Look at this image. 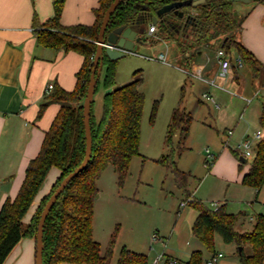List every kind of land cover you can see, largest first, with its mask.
<instances>
[{"label": "trees", "instance_id": "trees-1", "mask_svg": "<svg viewBox=\"0 0 264 264\" xmlns=\"http://www.w3.org/2000/svg\"><path fill=\"white\" fill-rule=\"evenodd\" d=\"M115 0H101L96 10V23L93 26H63L61 16L65 0H55V15L44 25L37 26V38L41 45L75 51L84 56V63L77 74V85L73 92L57 88L50 100L62 104L60 113L46 133L39 155L31 160L26 170V178L15 199L8 198L0 210V264H5L16 246L24 239L37 241L38 228L42 212L61 182L83 162L86 154V132L83 103L86 97L93 70V60L97 51L100 27L106 11ZM185 0H125L111 17L108 33L126 24L134 23L138 18L156 15L167 4ZM261 1V0H260ZM231 0H212L198 8V15L192 25L194 42L201 43L226 36L221 42L225 50L235 46L240 59L248 64L254 62L253 54L236 40L245 17L234 13ZM147 6V10L143 7ZM162 32L172 35L170 26L159 24ZM153 41V40H152ZM194 45V44H193ZM193 45L181 43L183 50ZM116 61L107 57L103 85L107 90L116 84ZM143 78L136 79L124 86L109 91L104 96L102 115L99 120L92 104L91 126L93 136V154L88 168L80 173L66 187L50 212L44 233V264H109L114 255L116 234L102 254L101 244L94 239V209L98 197L96 181L108 167L113 165L120 183L127 177L131 160L139 154L141 142L142 117L146 97L141 87ZM99 83L96 93L99 90ZM96 95V94H95ZM46 104H42L38 117L43 115ZM157 115V106L151 120ZM193 116L184 108L177 107L168 125L166 143L171 146L173 136L180 134V148L189 138ZM263 139L257 146V153L249 172L243 179V185L261 191L264 188V104L259 118ZM237 158L242 155L233 150ZM171 169L180 185L187 183L188 174L181 172L170 155L159 160ZM53 169L60 175L47 197L41 202L27 226L23 219L34 204L36 197ZM184 182V183H182ZM188 205L197 212L192 232L205 249L215 253V237L221 236L224 243L234 244L238 248L241 264H264V215H258L251 232H239L236 224L243 212L229 213L226 205L210 209L204 202L193 199L189 194ZM252 248V255L246 253V247ZM239 248H242L240 253ZM168 258L165 264H169ZM117 264H148L145 254L123 247ZM205 264L204 253L195 251L188 263Z\"/></svg>", "mask_w": 264, "mask_h": 264}, {"label": "rangeland", "instance_id": "rangeland-1", "mask_svg": "<svg viewBox=\"0 0 264 264\" xmlns=\"http://www.w3.org/2000/svg\"><path fill=\"white\" fill-rule=\"evenodd\" d=\"M239 3L233 5L234 11L242 7ZM238 33L236 40L239 39ZM225 39L226 36L219 37L217 42L220 44ZM206 43L211 44L212 40ZM219 44L212 43V55ZM144 47L149 51H141L140 46L135 53L118 60L116 84L110 89L112 91L143 78L141 90L146 101L139 154L132 158L126 179L120 183L118 173L110 164L96 181L98 198L94 209L93 235L101 244L102 254H105L112 236L116 234L114 255L109 264L118 263L123 247L147 255L148 264H165L166 255L176 257L185 251V247L194 249L196 241L193 240L192 227L198 214L189 205L181 206L183 201H188L189 194L201 199L212 210L225 202L229 213H246L244 231L252 229L255 221L252 218L264 210L255 202L254 188L223 183L211 171L223 151L236 150L238 144L246 140L236 144L242 135L249 134L248 138H253L256 131L261 129L259 114L264 103L263 75L258 81L253 70L245 64L232 79L218 74L216 84H222L224 90H216L201 77L188 76L172 62L175 52L180 55L182 52L173 42L146 44ZM230 49L234 55V46ZM160 54L166 55V60L157 59ZM226 58L230 59V54L227 53ZM212 64H215V60ZM217 92H220L219 98ZM104 93L101 86L94 97V110L97 113ZM155 106L157 115L152 121ZM177 107L184 108L193 116L189 138L181 148L179 133L173 136L171 146L166 143L168 125ZM230 130H234L235 135L229 143ZM168 155L181 172L188 174L184 186L180 185L171 169L159 162ZM254 159L255 156L247 158L244 167L251 166ZM53 186L43 199L50 195ZM38 201L36 199L23 219L24 227L36 213L34 210ZM240 223L236 224L238 231L241 230ZM155 234L159 238L157 241H153ZM186 241L190 245L187 246ZM203 251L207 258L212 255L205 249ZM215 253L224 255L215 264H241L237 247L224 243L219 235L215 237ZM246 253L252 255L250 246L246 247ZM162 256L163 259H159Z\"/></svg>", "mask_w": 264, "mask_h": 264}, {"label": "crops", "instance_id": "crops-1", "mask_svg": "<svg viewBox=\"0 0 264 264\" xmlns=\"http://www.w3.org/2000/svg\"><path fill=\"white\" fill-rule=\"evenodd\" d=\"M54 1L0 0V210L8 198L13 200L19 194L26 178L29 163L39 155L46 133L51 129L53 122L60 113L62 104L50 100L51 94L57 88H62L66 92H73L77 85V74L84 63V56L75 51H66L64 48H48L38 41L37 26L44 25L54 17ZM100 1L65 0L61 24L68 27L95 25L97 19L95 12L100 7ZM239 4L242 7L234 12L239 17H245V19L238 33L239 39L237 41L253 54L254 62L248 64L242 61L234 46V55H232L231 49L226 51L230 54V59H226L231 63V72L227 77L229 79L236 77L247 64L253 70L255 77L258 78L257 80L260 81L262 75L264 77V0ZM193 13L197 16L198 8L193 10ZM151 27H156L152 34H150ZM146 30L145 43L141 46V51H149L147 47H144L146 44L157 45L171 41L180 49L179 51H182L180 52L181 55L175 52L173 63L177 64L188 76H199L206 83L214 86V89L224 90V87H221L222 84L220 86L216 84V77L218 74L220 75L217 52L219 48H222L221 42L219 44L217 39H211L212 43L219 44L217 51L212 55L210 50L213 46H211L212 43H206L208 41L196 43L192 36L188 38L186 43L187 37L182 39L183 37L179 34L169 35L162 32L160 25H154L152 22L146 24ZM181 41L185 45L194 44L193 48L184 51ZM164 57L166 60V55ZM213 60H215V64H212ZM239 60L242 62V67L239 66ZM105 72L106 67L104 66L99 80V90L102 86L105 93L100 101L98 113L94 110L97 120L102 115L104 96L110 91L103 85L104 78L102 80V76L105 77ZM227 77L225 78L227 79ZM226 79L224 81L228 82ZM50 85L54 86L51 91L49 90ZM219 93L217 92L218 98L220 97ZM44 103L46 108L43 115L38 117L40 108ZM263 104L261 105L263 106ZM261 113L262 109L259 118ZM228 135L230 143V138L235 135L234 130H230ZM245 136L242 135L236 144L250 137L249 134ZM250 168L251 166L244 167L240 158H237L233 150L229 149L221 153L211 171L223 183L244 186L243 179ZM59 175V170L53 169L51 171L36 197L37 201L40 200L39 203L50 192ZM254 191H256L255 202L264 207V188L261 191L256 189ZM191 197L201 200L195 195ZM39 203L36 204L34 213ZM219 205H226L227 210V203L221 202ZM258 215H264V210ZM258 215L252 220L256 221ZM242 218L239 221V223L241 222L239 232H251L255 221L252 223V229L244 231L245 216ZM194 239L196 241L194 242V249L185 247V251L176 257L166 255V260L176 258L181 263H188L193 252L202 251L204 253L205 247L195 237H193ZM22 241L16 246L5 264H36V240L35 242L34 239ZM186 244L187 246L190 245L189 241H186ZM211 256L207 258L204 254L205 262ZM159 259H163V256Z\"/></svg>", "mask_w": 264, "mask_h": 264}, {"label": "water", "instance_id": "water-1", "mask_svg": "<svg viewBox=\"0 0 264 264\" xmlns=\"http://www.w3.org/2000/svg\"><path fill=\"white\" fill-rule=\"evenodd\" d=\"M124 1L125 0H115L114 2H112L108 10L106 11L104 19L102 21L99 38L97 41V51L93 60L91 80L83 103L86 132L85 158L82 164L72 173H70L57 187L42 212L36 241V264H44V233L45 225L50 212L52 211L59 197L63 194L66 187L73 179H75L80 173L88 168V165L92 159V104L94 102L96 88L102 74V69L104 67L105 58L107 57L111 61H116L125 57L129 53H135V51L145 43V36L147 33L146 24L148 22H152L154 25L167 24L171 28L170 32H172V35L179 34L183 37L182 39L187 37L185 40L188 41L189 37L194 36L192 31V23L196 19L194 13L192 11L188 12V9L196 10L202 5L205 6L209 4L212 0H185L180 2H173L160 8L154 16L150 15L147 18H138L134 23L123 25L108 33L107 30L111 24V17ZM231 1L234 3L241 2L247 4L252 1L259 0ZM143 9L147 10V6H144ZM226 41L227 39L225 40V42ZM240 160L243 163L247 161V159L244 157H241ZM239 251L241 253L242 248H239Z\"/></svg>", "mask_w": 264, "mask_h": 264}, {"label": "built area", "instance_id": "built-area-1", "mask_svg": "<svg viewBox=\"0 0 264 264\" xmlns=\"http://www.w3.org/2000/svg\"><path fill=\"white\" fill-rule=\"evenodd\" d=\"M156 30V27H151L150 28V34L154 33ZM227 52L224 48H219L217 52V57L220 63V75L222 77H227L229 76L231 72V63L229 60L226 59ZM157 59L159 60H165L164 55H160ZM239 66L242 67V62L239 60ZM214 84V82H212ZM54 86L50 85L49 90H53ZM208 97V96H207ZM232 134V133H231ZM263 139V132L261 129L256 131L254 134L253 138H248L242 143L238 144L237 146V151L242 155L244 158H249L251 156H256V151H257V146L260 143V141ZM208 154H210L209 150H207ZM189 201L183 202L182 207H185L188 205ZM219 205H217L218 208ZM216 208V209H217ZM158 235L155 234L153 236V241H157ZM224 255L222 253L214 254L211 256L210 259H208L205 263L206 264H215L220 258H222ZM169 264H180V261L176 258H171L169 261Z\"/></svg>", "mask_w": 264, "mask_h": 264}, {"label": "flooded vegetation", "instance_id": "flooded-vegetation-1", "mask_svg": "<svg viewBox=\"0 0 264 264\" xmlns=\"http://www.w3.org/2000/svg\"><path fill=\"white\" fill-rule=\"evenodd\" d=\"M188 11H192L193 12V9H188ZM196 16V15H195ZM192 25H193V23H192Z\"/></svg>", "mask_w": 264, "mask_h": 264}]
</instances>
